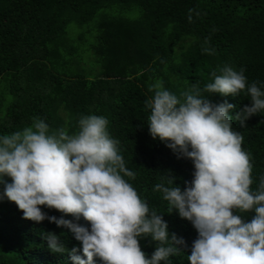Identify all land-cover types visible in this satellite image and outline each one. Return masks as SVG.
I'll return each mask as SVG.
<instances>
[{
    "label": "trees",
    "instance_id": "1",
    "mask_svg": "<svg viewBox=\"0 0 264 264\" xmlns=\"http://www.w3.org/2000/svg\"><path fill=\"white\" fill-rule=\"evenodd\" d=\"M74 20L96 21L98 32L91 48L100 70L84 69L76 52L70 58L66 29ZM64 62H74L76 69L65 72ZM225 65L237 71L243 67L249 84L264 82V0H0V99L6 101L0 134L22 130L34 117L52 131L63 128L70 134L82 115L106 117L126 167L136 173L134 180L125 179L150 209L162 213L169 233L187 245L169 257L171 264H188L198 234L191 222L170 212L162 193L153 187L170 172L183 190L185 181L193 178L194 166L151 137L145 101L153 95L149 86L157 80L180 96L194 85L203 89ZM208 99L233 104L230 115L250 104L244 92L214 93ZM232 126L243 136L242 149L252 165L251 189L256 190L264 176V112L249 118L246 127L236 120ZM41 208L48 215L89 227L83 217L76 220ZM234 211L247 221L254 215ZM42 232L56 234L69 250L81 248L67 228L25 219L14 202L0 199V264H73L68 251L49 249ZM156 243L142 238L141 250L150 256ZM78 254L83 256L82 248ZM93 264L103 262L95 258Z\"/></svg>",
    "mask_w": 264,
    "mask_h": 264
},
{
    "label": "clouds",
    "instance_id": "2",
    "mask_svg": "<svg viewBox=\"0 0 264 264\" xmlns=\"http://www.w3.org/2000/svg\"><path fill=\"white\" fill-rule=\"evenodd\" d=\"M219 72L203 89L194 85L180 96L161 80L149 86V134L194 166L183 190L167 172L153 191L162 193L170 212L191 222L198 234L188 264H264V176L252 190L250 156L232 126L236 120L246 127L249 118L264 112V82L249 84L243 67L237 71L225 65ZM241 92L250 104L234 115L233 104L208 99L214 93ZM108 123L104 116L82 115L70 134L63 128L52 131L34 117L22 130L0 134V199L14 202L25 219L67 228L80 242L83 256L78 254L81 248L67 249L52 232L41 236L53 252L68 251L73 264H93L95 258L103 264H171L169 257L187 245L169 233L162 213L150 209L129 182L136 173L126 167ZM41 206L76 220L83 217L89 227L48 215ZM234 210L254 215L247 221ZM146 237L157 242L150 256L141 250Z\"/></svg>",
    "mask_w": 264,
    "mask_h": 264
},
{
    "label": "rangeland",
    "instance_id": "3",
    "mask_svg": "<svg viewBox=\"0 0 264 264\" xmlns=\"http://www.w3.org/2000/svg\"><path fill=\"white\" fill-rule=\"evenodd\" d=\"M103 13L104 10L100 12V14ZM125 14L133 15L128 12ZM66 32L65 47L71 54H73V56L70 58H74V52H76L75 55L77 57L83 58L84 69H86V66L93 71L97 70L96 67H98V70H100V65L97 62V56L94 54L91 48V44L96 41V34L98 32V25L96 24V21L91 20L88 23H79L74 20L68 25ZM64 59L65 57L63 58V61ZM63 68L67 73H70L72 70L76 69L74 62H68L65 63V65L63 64ZM1 90L2 86H0V91ZM7 98H9V96H7ZM5 104L6 101L0 99V122L4 119V114L1 111L4 109Z\"/></svg>",
    "mask_w": 264,
    "mask_h": 264
}]
</instances>
